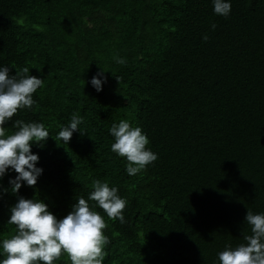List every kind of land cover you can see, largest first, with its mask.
Masks as SVG:
<instances>
[{
	"label": "trees",
	"instance_id": "16d2710c",
	"mask_svg": "<svg viewBox=\"0 0 264 264\" xmlns=\"http://www.w3.org/2000/svg\"><path fill=\"white\" fill-rule=\"evenodd\" d=\"M226 2L225 17L213 0H0V67L43 79L6 131L22 120L50 135L31 146L35 187L13 193L12 169L0 178V262L20 197L61 219L94 180L127 202L121 223L88 200L107 224L103 264H219L226 246L246 243L247 210L264 214V0ZM73 114L83 134L56 141ZM120 120L158 157L136 175L111 150Z\"/></svg>",
	"mask_w": 264,
	"mask_h": 264
},
{
	"label": "clouds",
	"instance_id": "9594fccd",
	"mask_svg": "<svg viewBox=\"0 0 264 264\" xmlns=\"http://www.w3.org/2000/svg\"><path fill=\"white\" fill-rule=\"evenodd\" d=\"M213 4L217 15L226 17L231 11V4L226 0H213ZM212 27L215 29L216 25ZM203 39L206 41L207 35ZM114 59L119 64L126 62L120 57ZM28 73L29 69L25 67L10 77L9 68L0 67V178L9 169L17 173L9 181L13 193L19 192L24 182L29 187L36 186L43 170L36 167L39 156L32 153L31 146L33 143L41 144L50 136L43 123H25L22 120L15 121L13 127L16 131H6V122L11 121L19 110L31 109L35 104L33 94L43 86V79ZM103 75L104 70L91 80L97 91L102 89V80L97 77ZM82 120L73 114L70 124L59 131L55 140L68 144L73 133L80 131ZM109 131L114 137L111 150L126 158L129 175H136L157 160V155L147 148L149 139L140 127L120 120ZM92 187L94 190L88 200L95 201L109 219H119L123 223L127 202L118 196V189L110 188L108 183L99 180H94ZM88 200L80 197L72 211L58 219L43 200L20 197L10 209L7 224L15 225L16 231L3 239L2 249L6 258L0 264H54L62 255L68 257L70 264H103L104 248L109 243L104 234L107 224L102 215L90 207ZM245 221L252 234L244 236V244L235 248L226 246L218 254L219 264H264V214H253L247 210Z\"/></svg>",
	"mask_w": 264,
	"mask_h": 264
}]
</instances>
